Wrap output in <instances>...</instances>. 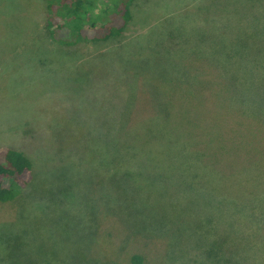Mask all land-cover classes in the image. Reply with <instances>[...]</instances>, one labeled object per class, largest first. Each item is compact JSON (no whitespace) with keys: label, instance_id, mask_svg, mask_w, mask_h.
<instances>
[{"label":"rangeland","instance_id":"rangeland-1","mask_svg":"<svg viewBox=\"0 0 264 264\" xmlns=\"http://www.w3.org/2000/svg\"><path fill=\"white\" fill-rule=\"evenodd\" d=\"M131 10L121 37L63 46L42 0H0V155L33 165L0 202V264H264V0ZM137 127L190 134L217 192L178 169L151 182L140 154L127 170L142 177L116 174Z\"/></svg>","mask_w":264,"mask_h":264},{"label":"trees","instance_id":"trees-1","mask_svg":"<svg viewBox=\"0 0 264 264\" xmlns=\"http://www.w3.org/2000/svg\"><path fill=\"white\" fill-rule=\"evenodd\" d=\"M134 1L42 0L49 36L63 46L81 42L102 43L121 37L132 20L131 6ZM137 128L133 130L132 137L124 128L120 132L122 135L119 140L120 158L114 157V160L109 161L116 174L125 179H128L125 173H130L133 177L134 174L142 177L144 175L140 174L143 172L142 169H139V173L127 170L132 166L129 164L134 163L133 158L140 154L144 155L145 159L153 161L150 173L147 174L153 178L150 179L151 182H155L157 179H160L159 181L171 179L175 170L178 169L183 171L184 177L180 180V184L185 189H190L195 184H203L202 186H206V189L217 192V188H212L216 178L211 175V172L219 174L220 171L209 160L212 168L209 169L208 163H205L207 168L200 165L204 162L206 148H200L197 142L188 138L190 134L185 133L187 138H177L161 131L159 127V132L157 134L154 132L152 138L150 136L151 128L148 127L147 132L145 131L148 136L140 138L137 137V134L141 128ZM130 139L131 144H129ZM104 144L106 146V143L103 142V148ZM193 147L195 150H189ZM135 149H139V151L135 152ZM105 152L109 153L106 149ZM109 154L112 156L111 153ZM197 156L198 158H196ZM178 161L179 163H177ZM101 162L105 164L106 161L101 158ZM147 165L149 166V164ZM182 165L183 167H180ZM32 167L31 159L20 150L8 148L0 155V202L13 200L28 185ZM120 170L124 171L120 172ZM194 171L196 173L189 177L190 172ZM199 178L203 179L202 183L197 182ZM132 260L134 264H139L141 258L134 256Z\"/></svg>","mask_w":264,"mask_h":264}]
</instances>
